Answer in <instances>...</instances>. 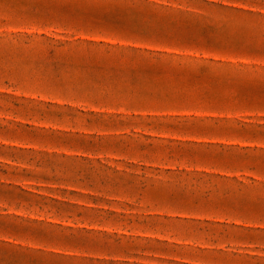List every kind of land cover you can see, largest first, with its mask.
Here are the masks:
<instances>
[{
  "label": "rangeland",
  "instance_id": "obj_1",
  "mask_svg": "<svg viewBox=\"0 0 264 264\" xmlns=\"http://www.w3.org/2000/svg\"><path fill=\"white\" fill-rule=\"evenodd\" d=\"M99 33L177 37V93L224 97H113ZM0 264H264V0H0Z\"/></svg>",
  "mask_w": 264,
  "mask_h": 264
},
{
  "label": "crops",
  "instance_id": "obj_2",
  "mask_svg": "<svg viewBox=\"0 0 264 264\" xmlns=\"http://www.w3.org/2000/svg\"><path fill=\"white\" fill-rule=\"evenodd\" d=\"M237 13V12H236ZM158 15L124 14L138 18H180L181 15L188 18L206 19L209 15L202 11H171L158 12ZM253 15V12H248ZM195 25V24H192ZM192 25H189L191 27ZM204 29L214 28L212 25L196 23ZM188 27V28H189ZM97 40V41H95ZM178 40L173 35L141 34V35H110L99 33L91 35L87 40H79L76 46H83L85 52L97 53L110 56L113 59L107 61L92 60L85 62V66L97 76H113L111 82L117 81L118 77L125 75L129 84L123 90L127 94H116L113 97L137 98L143 100H164L179 98H222V94H212L211 87H203L208 94H178L177 92L194 91L198 87H188L189 82L180 77L186 76L188 71L193 75L203 74L192 70L189 65L200 61L195 58L198 50L189 44L175 42ZM84 44V45H83ZM176 77H179L176 79ZM99 79H92V81ZM210 82V81H209ZM208 82V83H209ZM111 96V97H112ZM158 113V111H154Z\"/></svg>",
  "mask_w": 264,
  "mask_h": 264
}]
</instances>
